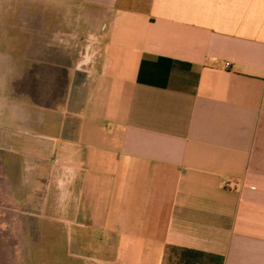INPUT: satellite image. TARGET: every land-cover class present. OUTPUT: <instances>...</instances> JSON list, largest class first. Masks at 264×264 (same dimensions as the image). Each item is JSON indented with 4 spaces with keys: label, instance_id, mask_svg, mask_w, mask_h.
Listing matches in <instances>:
<instances>
[{
    "label": "crops",
    "instance_id": "0c3cea01",
    "mask_svg": "<svg viewBox=\"0 0 264 264\" xmlns=\"http://www.w3.org/2000/svg\"><path fill=\"white\" fill-rule=\"evenodd\" d=\"M3 2L0 264H264V0Z\"/></svg>",
    "mask_w": 264,
    "mask_h": 264
},
{
    "label": "rangeland",
    "instance_id": "374dc122",
    "mask_svg": "<svg viewBox=\"0 0 264 264\" xmlns=\"http://www.w3.org/2000/svg\"><path fill=\"white\" fill-rule=\"evenodd\" d=\"M76 5V0H69V32L66 35V38L69 44H74L76 35V27L74 25L75 19L72 14V7ZM1 7L4 8V11H9L12 13L16 11V0H4ZM16 13V12H15ZM8 17V13L6 14ZM11 26L6 28V36L8 35H16V14H14V18L10 19ZM84 37L80 40V46L85 47L86 53H95L98 48V40L94 36H89L88 33L83 34ZM1 93V92H0ZM3 100L0 99V183H3V172L4 167H8L10 170L9 177L13 180V183L16 184V120L12 116V107L10 104L4 101V105H2ZM10 105V106H9ZM21 103V112L24 113L25 118L29 117L28 107H25ZM32 116L35 117L33 113ZM24 133V135H23ZM29 127L26 126L25 130L22 131V141L20 142V150L24 152L26 155L33 153L36 149L35 144L29 141ZM26 179L28 180V175H26ZM1 188V187H0ZM3 199V198H2ZM1 199V200H2Z\"/></svg>",
    "mask_w": 264,
    "mask_h": 264
},
{
    "label": "built area",
    "instance_id": "2783aa9c",
    "mask_svg": "<svg viewBox=\"0 0 264 264\" xmlns=\"http://www.w3.org/2000/svg\"><path fill=\"white\" fill-rule=\"evenodd\" d=\"M230 61H226L225 62V66H230ZM226 185L228 186V187H232L233 185H234V181H228L227 183H226Z\"/></svg>",
    "mask_w": 264,
    "mask_h": 264
}]
</instances>
